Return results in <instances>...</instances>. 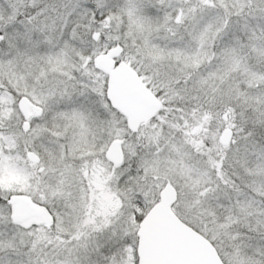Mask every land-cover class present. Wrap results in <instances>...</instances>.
<instances>
[{"label": "snow or ice", "instance_id": "snow-or-ice-1", "mask_svg": "<svg viewBox=\"0 0 264 264\" xmlns=\"http://www.w3.org/2000/svg\"><path fill=\"white\" fill-rule=\"evenodd\" d=\"M0 264H264V0H0Z\"/></svg>", "mask_w": 264, "mask_h": 264}]
</instances>
